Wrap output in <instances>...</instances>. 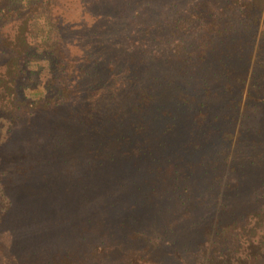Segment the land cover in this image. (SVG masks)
Wrapping results in <instances>:
<instances>
[{"label":"trees","instance_id":"obj_1","mask_svg":"<svg viewBox=\"0 0 264 264\" xmlns=\"http://www.w3.org/2000/svg\"><path fill=\"white\" fill-rule=\"evenodd\" d=\"M180 1L189 5L183 13L184 17L181 9L177 11V23L170 29L174 30L173 33H168V37L162 36L161 32L153 28L154 24L148 22L135 32L139 40L131 41L132 44H139V47L148 48L154 42L161 48L169 46L171 54L163 62L164 68L176 70L179 80L185 82L186 89H190L179 98L183 106L179 102L175 104L176 114L180 109L179 113L185 115V120L195 123L200 131L207 127L205 121H229L232 117L220 114L216 106L219 98L234 97L229 99L230 104L239 106L244 102V106H261V116L263 114L264 118V0H208L202 2L204 4L194 0ZM6 2L7 0H0V7ZM170 22L168 19L164 23H175ZM175 33L178 34L179 41L175 40ZM63 40L64 37H61L50 49L56 74L49 79L48 86L52 88L53 94L44 91L33 101L27 102L20 98L19 84L28 75L23 68L25 57L31 49L28 21L25 19L17 25L13 37L0 34V117L9 121L11 126V136L7 134L0 144V171L6 161L3 157L4 145L12 144L13 149H18L14 158L19 162L15 174L17 183L12 184L14 189H9L8 184L0 186V264H87L82 256L74 253L62 241L59 247L47 245L45 238L42 242V235L46 234L41 224L51 222L63 212H69L67 209H59L52 201L50 192L40 193L50 190L49 177L55 170L61 173L57 177L62 180V175L72 171L65 169L68 166H76L74 169L82 168L80 164L85 168L89 166L90 176L97 175V170L106 165L111 172L123 169L126 172L123 171L122 175L127 174L125 182L130 189L137 190L141 181L144 182V196L155 200L160 208L171 211L169 204L166 205L164 201H160L159 196L154 195L156 184L163 188L162 183L166 182L160 179L161 176H167L165 168L173 164L167 158L170 150L160 142L165 135L157 131L153 138L157 143L150 149L142 148L140 141H137V148L134 147L137 142L134 145L135 140L129 133L134 124H127V121L120 118L127 110V105L122 106L120 98L131 89L124 96L132 101L134 107H130L131 111L140 114L154 98V89L162 87L161 81H167L169 85H175L176 81L170 82L167 77H158L156 72L159 66L142 81L143 78L135 76V72L129 67L132 66V60L122 67L118 63L105 61L100 64V69L85 71L86 66L80 65L77 58L71 56L72 52L66 50ZM217 51L220 53L216 57L214 55ZM237 55L238 65H230L229 62L234 61ZM154 57V62L159 63L158 56ZM177 87L182 88V85ZM112 88L114 90L111 92ZM132 91L134 97L130 94ZM128 105H131L130 102ZM173 111L174 109L171 110ZM164 115L163 113L162 116ZM51 118L52 121H49ZM84 127L93 129L96 137L91 139L87 133L85 140L92 143L79 145ZM67 128L68 131L62 135L74 140L66 143L67 138L62 137L61 141L57 139L59 142L54 143L51 154H47L50 142L46 148L40 145L42 135L47 131L57 136L54 131ZM193 128L195 126L191 125V130ZM191 130L189 133L193 132L191 135L194 136L196 129ZM18 131L21 132V138L13 139L12 134ZM224 137L232 140L229 133H224ZM246 142L243 141V144ZM65 143L69 145L63 156L57 149L64 148ZM107 143L112 151L105 149L104 145ZM121 150L124 152L121 154L124 160L122 164L116 165L114 159L108 161L111 152L114 154ZM222 152L227 155L225 149ZM64 157H68L70 161ZM138 158L140 159L137 160ZM140 162L141 165H137ZM93 171L96 172L92 173ZM231 172L233 175L237 172L234 166ZM4 174L2 172L0 176L2 183ZM238 175L237 173L234 179H230L232 184L227 185L229 189L238 188ZM85 177L87 174L81 179ZM101 177L97 181L98 188L101 180H104ZM239 178L243 176L240 174ZM33 191L35 192L32 194L28 193ZM238 192L240 195H248V189L244 185ZM85 195L88 197L90 192ZM130 201V197L124 201L120 199L119 207L106 214H109V218L116 214L128 221L131 211H135L139 215L147 213L152 222L156 221L155 217L160 212L146 211L147 207L142 201L135 205H131ZM87 212L96 213L97 210ZM230 220H219L214 230L202 225L198 230L200 240L190 247L183 260L189 258L192 264H264V211L250 209ZM54 228L60 235L62 229L58 225ZM134 233L137 237L141 231L136 230ZM37 246L39 250L33 251ZM110 251L106 254H110ZM134 252L127 254L126 264H145L150 261ZM36 253H39L38 259L33 262L30 255ZM180 256L176 255L177 260L180 264H186Z\"/></svg>","mask_w":264,"mask_h":264},{"label":"rangeland","instance_id":"obj_2","mask_svg":"<svg viewBox=\"0 0 264 264\" xmlns=\"http://www.w3.org/2000/svg\"><path fill=\"white\" fill-rule=\"evenodd\" d=\"M194 1L204 4L202 2L208 0ZM188 5L180 0H7L0 7V34L13 37L17 25L25 19L28 21L31 49L23 64L28 75L19 84L20 98L27 102L33 101L44 91L53 94L52 88L48 86L49 79L56 74L50 49L61 37H64L62 44L66 50L72 52L70 55L76 57L80 65L86 66L85 71L100 69V64L105 61L118 63L122 67L132 60V66H128L135 72V76L143 78L142 81L158 66V77H167L170 82L176 81L175 85L161 81L162 87L154 89V98L140 114L131 111L130 107H134L132 101L124 96L131 89L120 98L123 101L122 106L127 105L126 113H122L120 118L127 121V124H134L133 130L129 132L135 140L134 145L140 141L142 148L150 149L157 143L153 139L157 131L165 135L160 142L170 150L167 158L173 164L165 168L167 176H161L160 179L166 182L162 183L163 188L156 184L154 195L159 196L160 201H164L166 205L169 204L171 211L160 208L155 200L144 196V182L141 181L137 190L130 189L125 182L127 174L122 175L125 171L123 169L111 172L106 165L97 170L99 175L90 176L89 166L85 168L80 164L83 169L68 166L65 169L72 171L62 175V180L57 177L61 175L58 170L50 173V190L40 192H50L52 201L59 209L70 212H63L62 216L57 215L51 222L41 224L46 234L42 235V242L46 239L47 245L59 247L62 241L74 253L82 256L87 264H126L127 254L134 251L143 259L150 260L145 264H180L176 255H181L182 260L187 257L185 253L201 238L198 230L202 225L210 226L214 230L219 220L229 222L250 209L264 211V118L263 114L261 116V106H244V102L238 106L228 102L234 97L219 98L216 106L219 113L232 118H228L229 121H205L207 127L199 131L195 123L185 120V115L179 113L180 109L176 114L175 104L179 102L183 106L179 98L190 89H186L185 82L179 80L176 70L164 68L163 62L171 54L169 46L161 48L154 42L147 48L131 43L134 39L139 40L135 32L148 22H152L153 28L161 32L162 36L168 37V33L174 32L170 29L177 23V11L181 9L184 17L183 13ZM168 19L171 20L170 23H175H164ZM175 34V40L179 41L178 34ZM219 53L217 51L214 56H219ZM153 54L158 56L159 63L154 62ZM237 58L238 55L229 64L238 65ZM179 84L182 88L177 87ZM113 90L114 88L111 92ZM130 94L135 96L134 91ZM129 102L131 105H128ZM8 122L0 117V144L7 134L10 135L11 126ZM190 124L196 129L194 136L191 135L193 132L189 133ZM67 131L68 128L54 131L57 136L47 131L42 135L40 145L46 148L50 142L47 154H51L57 139L61 141L62 137L67 138L66 143L74 140L62 135ZM87 133L91 139L96 137L93 129L84 127L79 145L92 143L85 140ZM224 133H229L232 140H227ZM12 136L19 140L21 132H15ZM243 141L247 142L243 144ZM138 142L134 147L137 148ZM66 143L64 148L57 149L61 155H65V148L69 145ZM104 147L107 151H112L110 144L107 143ZM224 149L227 155L223 154ZM111 153L108 161L114 159L116 165L122 164L123 150ZM17 154L18 149H13L12 144L4 145L3 157L6 161L3 162L0 176L2 172L5 174L4 182L0 181V186L8 184L11 190L14 189L12 184L17 183L15 174L19 162L14 158ZM64 158L70 161L68 157ZM137 165H141V162ZM233 166L237 171L235 175L239 174V186L229 189L227 185H231L230 179L235 177L231 172ZM84 174L87 177L81 179ZM240 174L243 178H239ZM100 176L104 180H101L98 188L97 181ZM243 185L248 189V195L239 194L238 190ZM89 192L87 197L85 194ZM129 197L131 205L142 201L147 207L146 211L160 212L155 217L156 221L152 222L147 213L139 215L135 211H131L128 221L122 220L116 214L109 218L106 213L115 211L119 207L120 199L124 201ZM95 209L96 213H86L87 210L93 212ZM56 225L62 229L60 235L54 228ZM136 230L141 231L137 237L134 236ZM36 250H39V246L33 248V251ZM108 250H111L110 254H106ZM38 254H31V261L38 259ZM184 260L186 264L191 263L189 258Z\"/></svg>","mask_w":264,"mask_h":264}]
</instances>
